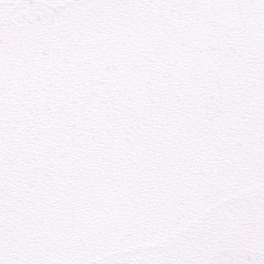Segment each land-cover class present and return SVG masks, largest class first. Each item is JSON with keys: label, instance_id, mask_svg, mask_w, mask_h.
I'll return each instance as SVG.
<instances>
[{"label": "snow or ice", "instance_id": "obj_1", "mask_svg": "<svg viewBox=\"0 0 264 264\" xmlns=\"http://www.w3.org/2000/svg\"><path fill=\"white\" fill-rule=\"evenodd\" d=\"M0 264H264V0H0Z\"/></svg>", "mask_w": 264, "mask_h": 264}]
</instances>
